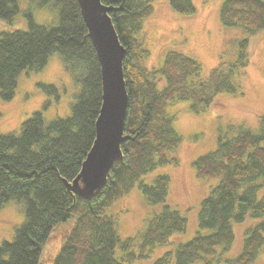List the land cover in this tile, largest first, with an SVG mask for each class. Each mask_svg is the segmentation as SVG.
Wrapping results in <instances>:
<instances>
[{
	"label": "trees",
	"instance_id": "trees-1",
	"mask_svg": "<svg viewBox=\"0 0 264 264\" xmlns=\"http://www.w3.org/2000/svg\"><path fill=\"white\" fill-rule=\"evenodd\" d=\"M37 9H56L54 25H39L30 11L23 13L27 30L0 33V101L15 97L18 79L26 71L42 70L57 54L64 71L78 86L68 117L45 122L41 112L31 113L18 133H0V209L20 204L24 220L11 241L0 243V264H44L43 247L54 230L68 225L59 250L49 264H133L148 259L154 250H165L152 264H255L264 250V118L257 131L230 126L220 133L213 151L192 162L197 178L213 181L200 202L197 231L190 240L171 242L183 235L186 218L167 204L170 180L144 179L172 157L180 137L167 114L172 103L188 102L200 113L218 94L240 93V71L248 64V38L264 31V0H223L219 21L223 28L241 29L248 38L237 41L236 58L219 63L201 80V66L175 51L165 54L158 69L143 62L145 20L153 12L150 0H100L119 8L109 17L125 49L124 81L128 107L124 125L127 139L121 144V163L115 164L105 187L90 202L66 191L62 180L78 174L95 137L101 105L100 70L76 0H30ZM177 14L195 13L192 0H167ZM22 12L21 0H0V21L11 24ZM224 65V66H223ZM164 81L158 89L157 82ZM47 96L57 90L38 84ZM137 186L145 203L160 206L134 237L120 238L117 219L107 210ZM253 222L245 233L238 255L226 258L234 241L233 226Z\"/></svg>",
	"mask_w": 264,
	"mask_h": 264
},
{
	"label": "rangeland",
	"instance_id": "rangeland-1",
	"mask_svg": "<svg viewBox=\"0 0 264 264\" xmlns=\"http://www.w3.org/2000/svg\"><path fill=\"white\" fill-rule=\"evenodd\" d=\"M35 1V0H34ZM153 12L142 29V45L148 50L143 66L148 70L158 69L169 51H175L195 59L201 66L200 78L206 80L209 72L219 63L226 64L236 58V43L248 38L241 29L223 28L219 21V7L223 0H192L195 13L183 16L175 13L167 0H150ZM37 2V0L35 1ZM22 12L11 24L0 21V33L26 31L25 12L30 11L35 23L54 25L57 21L56 9H37L30 0H21ZM248 64L240 71V93L235 95L218 94L211 105L200 113L189 110L188 102L172 103L166 111L173 118V128L180 137L177 150L171 154L177 159L174 166L160 167L146 176L151 181L164 174L170 180L167 204L178 209L186 218L187 228L180 237L171 242L190 240L197 231V213L213 181L197 178L192 162L207 154L216 146L220 133L226 134L228 127L242 126L257 131L264 118V31L248 38ZM224 66V65H223ZM38 84H49L57 90L56 97L47 96ZM165 82H157L158 89ZM78 93L71 77L64 71L57 54H52L45 67L37 72L26 71L18 79L15 97L10 102L0 101V133H18L20 124L33 112H41L46 123L57 118H66L70 105ZM160 206L145 203L137 186L114 202L107 212L117 219L120 238L134 237L146 226L147 219ZM24 220L20 204L10 202L0 209V243L11 241L14 230ZM68 225L57 227L43 247L44 264H49L55 256ZM253 225L247 221L233 226L234 241L225 254L234 258L241 249L245 231ZM167 248H157L148 259L133 264H152ZM255 264H264V250Z\"/></svg>",
	"mask_w": 264,
	"mask_h": 264
},
{
	"label": "water",
	"instance_id": "water-1",
	"mask_svg": "<svg viewBox=\"0 0 264 264\" xmlns=\"http://www.w3.org/2000/svg\"><path fill=\"white\" fill-rule=\"evenodd\" d=\"M76 3L99 65L101 105L94 141L78 174L71 182L62 181L68 194L90 202L105 186L111 168L123 160L120 146L127 139L124 125L128 107L123 70L125 49L109 17L119 8L105 6L100 0Z\"/></svg>",
	"mask_w": 264,
	"mask_h": 264
},
{
	"label": "bare ground",
	"instance_id": "bare-ground-1",
	"mask_svg": "<svg viewBox=\"0 0 264 264\" xmlns=\"http://www.w3.org/2000/svg\"><path fill=\"white\" fill-rule=\"evenodd\" d=\"M105 185H106V184H105ZM104 187H105V186H104ZM104 187H103V188H104ZM100 192H101V191H100ZM99 194H100V193H99Z\"/></svg>",
	"mask_w": 264,
	"mask_h": 264
}]
</instances>
